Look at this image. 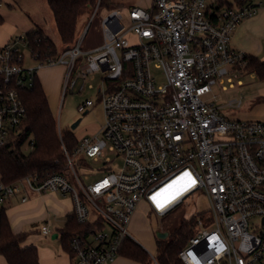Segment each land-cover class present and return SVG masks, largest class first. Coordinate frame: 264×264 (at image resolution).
Segmentation results:
<instances>
[{"label": "built area", "instance_id": "2783aa9c", "mask_svg": "<svg viewBox=\"0 0 264 264\" xmlns=\"http://www.w3.org/2000/svg\"><path fill=\"white\" fill-rule=\"evenodd\" d=\"M260 5L264 0L233 6L220 0H150L147 7L132 6L126 24L113 8L100 20L101 45L82 50L78 37L60 53L40 57L30 50L38 62L34 67L23 64V36L0 45V145L20 133L27 115L22 92L44 66H64L63 96L78 82L81 92L86 78L100 73L104 114L97 130L72 150L62 143V172L29 173L9 184L0 180V202L22 188L68 194L73 218L89 225L69 239L70 264H108L123 241L133 239L128 226L140 202L162 216L203 191L210 215L196 218L194 234L178 253L182 262L264 264V120L228 118L205 99L213 85L226 90L243 74L245 52L233 48L230 37ZM229 104L240 106L241 100ZM92 105L88 98L77 110ZM57 131L60 136L58 124ZM105 149L122 159L118 170L103 157ZM101 156L98 170L106 174L83 184L74 159ZM253 218L259 222L251 223ZM40 232L48 234V225Z\"/></svg>", "mask_w": 264, "mask_h": 264}, {"label": "rangeland", "instance_id": "374dc122", "mask_svg": "<svg viewBox=\"0 0 264 264\" xmlns=\"http://www.w3.org/2000/svg\"><path fill=\"white\" fill-rule=\"evenodd\" d=\"M20 6L21 9L29 12L30 15L39 19L43 32L50 37L55 43L58 53L62 50V44L58 37L51 9L49 8L46 0H12ZM250 1V0H249ZM257 1V0H251ZM113 4L110 8H98L93 15L94 9L88 12L81 20L79 37L81 40V49L89 50L95 48L103 43V35L101 29V18L109 10L116 8L123 16V22L126 24V15L128 10L134 6L147 7L150 0H112ZM2 6L7 7L5 2H1ZM25 32H19L24 36ZM130 41L135 42V37L130 35ZM21 51L24 54V66L34 67L37 66V60L33 59L30 54V48L27 44L21 45ZM154 72H157L153 70ZM158 74V73H157ZM159 75V74H158ZM38 76L41 79L46 77V96L50 110L56 120V125H59L61 131L71 129V124L80 118L79 123L71 129L77 138L84 135H89L97 130V128L104 122V114L100 101L98 100L97 88L101 86V74L95 73L86 78L84 88L78 92V82L73 92L67 91L65 96L62 95L65 69L62 64L54 66H44L39 68ZM241 80L240 84L236 83V79ZM237 78L233 79L234 86L222 90L220 85L215 84L212 86V91L205 96V99H211L214 104L220 107V112L230 118L244 119V120H264V80L259 79L252 73H243ZM227 85V82H225ZM215 95L214 98L212 96ZM91 99L93 105L88 107L87 111L80 112L77 110L79 103L85 99ZM241 100L240 106H233L229 103L234 100ZM27 140L22 150L28 153L31 150ZM103 157H108L111 160V168L118 170L122 164V159L115 156V154L107 149L104 150ZM102 156L99 160L86 158L82 163L75 158L73 165L77 175L83 184H88L97 178H100L107 171L98 170L104 161ZM72 184L77 188L78 183L72 180ZM58 194V193H57ZM62 204L65 207L72 208V200L68 194H58ZM49 204V203H48ZM209 203L203 193L198 191L191 196L186 197L183 202L175 207L172 211L165 215H157L152 213L148 206L143 202L138 204L134 213L132 214L131 221L128 229L133 239L138 242L149 255L155 254V232L172 231L178 227L182 219L190 218L196 214L197 217L206 219L210 212L208 210ZM45 209V207H44ZM46 210V209H45ZM54 212L48 210L44 215L39 212L37 220V227L47 224L50 232L46 235L41 234L39 231H32L29 233L30 240L24 242L23 245H35L39 250L42 248H56L60 247V239L52 238L51 235L57 232L64 222V216L61 218L54 217ZM259 222V218L251 219V223Z\"/></svg>", "mask_w": 264, "mask_h": 264}, {"label": "trees", "instance_id": "16d2710c", "mask_svg": "<svg viewBox=\"0 0 264 264\" xmlns=\"http://www.w3.org/2000/svg\"><path fill=\"white\" fill-rule=\"evenodd\" d=\"M2 0H0L1 3ZM51 9L54 25L62 44V49L72 46L79 37L82 18L96 6L97 0H46ZM249 0H220L229 6L241 5ZM112 0H99L98 8H110ZM30 50L40 57L56 54L55 43L41 28H33L25 33ZM246 63L243 73H252L264 80V58L245 53ZM27 115L21 131L5 145H0V180L5 184L15 182L29 173L47 175L62 172L65 158L62 143L72 150L78 139L71 129L57 131L56 120L48 105L47 96L38 77L33 86L22 92ZM31 140V150L25 153L23 144ZM0 202V255L8 264H39L38 250L35 245L22 246L26 231L14 232L6 214L5 202ZM197 215L182 219L179 226L167 230L165 238H156L154 259L157 264H184L178 253L189 237L194 234V222ZM89 225L80 224L73 213L66 215L64 225L58 234L61 246L68 251V242L74 233L88 229ZM124 256L141 264H155L149 253L135 240L126 239L118 250V256Z\"/></svg>", "mask_w": 264, "mask_h": 264}, {"label": "crops", "instance_id": "0c3cea01", "mask_svg": "<svg viewBox=\"0 0 264 264\" xmlns=\"http://www.w3.org/2000/svg\"><path fill=\"white\" fill-rule=\"evenodd\" d=\"M2 1L7 4V7L2 6V3H0V45L13 40L15 37L22 36L19 32L26 33L33 28H41L39 19L30 15L26 10L21 9L18 4L12 0ZM259 1L262 0L251 2L257 4ZM230 44L235 49L264 58V5H260L254 15L244 18L237 24L231 34ZM37 77L39 78L38 71ZM39 80L46 94V77L43 76L41 79L39 78ZM58 194L56 192L39 194L22 188L17 194L7 199L5 202L6 214L11 229L14 232H27L26 237L21 244L22 246H29L23 245V243H26V241L30 240V236H33L32 234L29 235L30 232H40V227H37L39 212H42L44 215L50 209L54 212V217L59 219L64 216V222L66 215L72 212V208L69 209V207H65L62 204L61 200L63 199L59 198V196H57ZM22 197H25L26 199L22 201ZM140 203L142 204L143 202ZM64 222L62 226L64 225ZM58 230L56 232V238L59 236ZM37 250L39 264H70L68 251L63 249L61 243L60 247L54 249L42 248L39 250L37 248ZM0 264H8L2 255H0ZM108 264L141 263L119 255L113 262Z\"/></svg>", "mask_w": 264, "mask_h": 264}, {"label": "water", "instance_id": "95a60500", "mask_svg": "<svg viewBox=\"0 0 264 264\" xmlns=\"http://www.w3.org/2000/svg\"><path fill=\"white\" fill-rule=\"evenodd\" d=\"M79 121H80V118L77 119L74 123H72L71 124V129H73L79 123ZM155 235H156L157 238H165L167 236V232L158 230V231L155 232ZM51 237L52 238H56L57 237V233L56 232L53 233L51 235Z\"/></svg>", "mask_w": 264, "mask_h": 264}, {"label": "snow or ice", "instance_id": "6c2138e0", "mask_svg": "<svg viewBox=\"0 0 264 264\" xmlns=\"http://www.w3.org/2000/svg\"><path fill=\"white\" fill-rule=\"evenodd\" d=\"M185 176H188V174L186 173L185 174ZM183 179V178H182ZM189 179H191L190 177H189ZM193 183H194V181H192ZM171 187V186H170ZM153 200H157V197H153ZM158 206H162V205H159V201H158Z\"/></svg>", "mask_w": 264, "mask_h": 264}]
</instances>
